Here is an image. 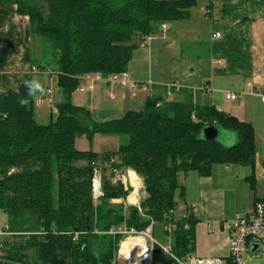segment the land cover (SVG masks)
<instances>
[{"label": "trees", "instance_id": "trees-1", "mask_svg": "<svg viewBox=\"0 0 264 264\" xmlns=\"http://www.w3.org/2000/svg\"><path fill=\"white\" fill-rule=\"evenodd\" d=\"M12 2L27 15L32 36L46 43L54 55L61 100L47 123L35 116L37 96L32 76L24 75L16 90L0 92V212L6 233H39L24 243L0 239L3 264H21L12 252H31L41 264H114L124 227L137 233L151 222L172 225L169 245L153 244V264H179L195 249L197 218L186 210L175 219V194L185 200L179 174L190 171L209 176L216 164H238L250 169L245 177L255 188V135L248 122L199 104L188 89H172L178 98L149 95L138 110L121 117L95 121L90 111L72 102V94L88 73L107 76L125 72L132 52L161 25L185 20L195 0H0ZM41 3H44L45 10ZM206 15H209V13ZM210 16V15H209ZM48 57L43 51V56ZM39 71L48 65L32 60ZM214 126L235 132L238 144L225 146L205 140L202 129ZM120 134L125 143L114 151H81L74 147L82 134ZM101 167L104 195L94 203L91 176ZM132 169L141 178L146 196L138 205L123 202L132 190L117 180L116 171ZM100 170V168H99ZM133 171L129 174L140 179ZM264 204V198H255ZM69 233L70 262L60 259L56 234ZM162 247H168V252ZM230 261V259L228 258Z\"/></svg>", "mask_w": 264, "mask_h": 264}, {"label": "crops", "instance_id": "crops-1", "mask_svg": "<svg viewBox=\"0 0 264 264\" xmlns=\"http://www.w3.org/2000/svg\"><path fill=\"white\" fill-rule=\"evenodd\" d=\"M195 2L188 18L166 22L158 34L146 37L133 50L125 72L140 83L138 88L128 90L95 81L90 89L121 106L119 110H107L100 121L140 109L149 95L162 94L168 100L178 98L172 89L184 88L193 92L197 103L212 104L251 124L256 145L253 191L245 180L250 169L243 165L216 164L209 176L194 171L182 174L185 200L181 215L191 210L198 220L194 228L195 249L188 258H209L216 264L224 261L231 264L228 222L250 212L255 198H264V0ZM215 33L220 37H214ZM32 42L29 17L18 14L14 3L0 1V92L16 90L27 74L32 76V84L39 85L35 89L37 96L51 88L52 103L35 106L37 120L47 123L56 115L54 106L61 100V93L56 75L48 67L32 71L35 59ZM84 83L81 80L80 84ZM227 93L235 94L236 98H226ZM223 135L225 143L220 139L219 142L225 146L240 141L235 132L226 131ZM5 225L6 215L0 212V239L12 245L40 236L39 233H6ZM70 242L69 233L56 234L58 256L67 263ZM11 256L21 264H41L31 252L14 251ZM0 264H3L1 258Z\"/></svg>", "mask_w": 264, "mask_h": 264}, {"label": "built area", "instance_id": "built-area-1", "mask_svg": "<svg viewBox=\"0 0 264 264\" xmlns=\"http://www.w3.org/2000/svg\"><path fill=\"white\" fill-rule=\"evenodd\" d=\"M209 12V10H208ZM208 14V13H207ZM162 28H165L166 25L163 23L161 25ZM216 38L220 37L219 33H215L213 35ZM33 72H38L36 67H32ZM84 84H79L77 89L79 91L86 90L87 88H92V83L95 81H105L109 84H115L122 88H126L128 90L136 89L140 86V83L132 80L126 72L113 73L107 76H102L99 73H88L84 74L81 77ZM226 98L234 99L236 95L233 93H227ZM262 100L264 101V89ZM52 103V89L46 88L42 94L36 96L34 99V104L36 107H42L44 105H50ZM91 193L94 203L98 202V200L104 195L102 189V175L98 167H94L92 170L91 176ZM184 213L181 217H184ZM153 222L144 230L139 233L130 230L127 231L124 227L112 228L110 229V233H121L123 238L119 241V246L114 257V264H132V262L127 258L124 259L120 254V244L123 240H125L130 236H138L139 234H151ZM228 227L230 230L229 237V259L231 264H246L244 260V254L246 251H251L254 245L259 244L261 237L260 234L264 227V204L261 201H255L253 203L252 209L250 212L244 215L237 216L228 222ZM173 229L172 225H168V230L171 232ZM151 243L148 244L145 239L146 248L144 254L140 256V258H144L141 260L139 264H153V256H152V248L153 244L157 243L153 237H150ZM164 251L168 252V247H162ZM254 253V252H252ZM179 264H216V262L209 258H186V259H176Z\"/></svg>", "mask_w": 264, "mask_h": 264}, {"label": "rangeland", "instance_id": "rangeland-1", "mask_svg": "<svg viewBox=\"0 0 264 264\" xmlns=\"http://www.w3.org/2000/svg\"><path fill=\"white\" fill-rule=\"evenodd\" d=\"M41 5L45 10L44 3H41ZM43 51L48 56L49 47L46 46V43H44L42 46V41H41V38L39 36H37V35L33 36L32 53L34 55V58L36 59V61L38 63L41 60H43L48 65V69L53 71L54 74L56 75V72L54 70L55 69V67H54V59H55L54 55L49 54V56L45 58V55L43 56ZM41 57H42V59H41ZM88 90H91V89H87L85 92H78L77 90H75L73 92V95H72V101H73V104H75V105L78 104V105H82L81 107L89 108L91 110V111L89 110L91 117L95 121L102 120L103 115L106 113L107 110L110 111L112 109H114V110L120 109L121 106H117V105L113 104V101L111 99H109L108 97H106L105 95L100 97L99 95H97L96 92H93V90H91V91H88ZM92 109H94L95 111H92ZM34 111L36 112L35 109H34ZM96 119H98V120H96ZM226 131L227 130H225V129H220L221 134L219 135V139L222 141V143H225L223 133ZM126 139H127V137L125 135H120V134H107V133H99V132L93 134L92 136H89L88 134H82L81 136H79L75 139L74 147H75V149L81 150V151L93 150L95 152L102 153V152L114 151V150L118 149V147L120 145L125 143ZM99 168H100V172L102 174L101 167L99 166ZM126 170L127 169L125 168L123 170L116 171L114 177L112 178V181L116 182L117 180H120L124 184L125 187L130 186L132 188V185L129 183V181L126 178L127 177V171ZM135 174H136V172H135ZM140 180H141V178H140ZM178 181L180 183H182V174L181 173L178 176ZM132 191H133V188L129 192V194ZM129 194H128V196H129ZM128 196L126 197L125 200L118 199V200H115L113 202H119V203L123 202L126 205L132 204L128 201ZM145 196H146V194L143 190V183L141 180V189H139V191L137 192L138 201L136 202V204L135 203L134 204L138 205L139 201L141 199H143ZM175 200H176L177 205L173 211V217L175 219H179L181 217V213H182V209H183V203L179 199L178 191H176ZM138 236H143L146 239V242L148 244L151 243L150 237H152V236L157 241H159L163 244H166V245L170 244L171 238H172L170 231L168 230V226H162L158 223L154 224L152 236L150 233L148 235L147 234H145V235L139 234ZM260 237H261V240H260L259 247H258L257 251L254 253H252L249 250L245 252L244 260H245L246 264H264V227H263V230L260 234ZM223 264H229V263H227V261H224Z\"/></svg>", "mask_w": 264, "mask_h": 264}, {"label": "bare ground", "instance_id": "bare-ground-1", "mask_svg": "<svg viewBox=\"0 0 264 264\" xmlns=\"http://www.w3.org/2000/svg\"><path fill=\"white\" fill-rule=\"evenodd\" d=\"M126 178L133 188L128 196V201L136 204L138 201L137 192L141 189V180L129 174V171H127ZM145 248L146 244L143 236H130L121 242L119 251L124 259L128 258L132 264H139L144 259L140 256L144 254Z\"/></svg>", "mask_w": 264, "mask_h": 264}, {"label": "water", "instance_id": "water-1", "mask_svg": "<svg viewBox=\"0 0 264 264\" xmlns=\"http://www.w3.org/2000/svg\"><path fill=\"white\" fill-rule=\"evenodd\" d=\"M220 129L214 126H206L202 129L201 136L205 140L209 141H219ZM259 247V244H256L252 248V252H255Z\"/></svg>", "mask_w": 264, "mask_h": 264}, {"label": "clouds", "instance_id": "clouds-1", "mask_svg": "<svg viewBox=\"0 0 264 264\" xmlns=\"http://www.w3.org/2000/svg\"><path fill=\"white\" fill-rule=\"evenodd\" d=\"M30 87H32L33 90H35V89H38L39 88V85L38 84H33V85H30Z\"/></svg>", "mask_w": 264, "mask_h": 264}]
</instances>
